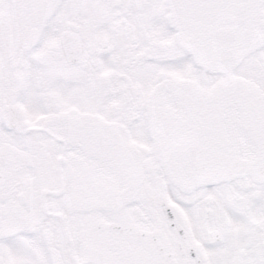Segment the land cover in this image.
Returning <instances> with one entry per match:
<instances>
[{
  "label": "snow or ice",
  "instance_id": "snow-or-ice-1",
  "mask_svg": "<svg viewBox=\"0 0 264 264\" xmlns=\"http://www.w3.org/2000/svg\"><path fill=\"white\" fill-rule=\"evenodd\" d=\"M0 264H264V0H0Z\"/></svg>",
  "mask_w": 264,
  "mask_h": 264
}]
</instances>
